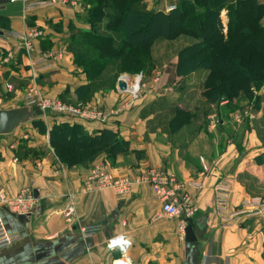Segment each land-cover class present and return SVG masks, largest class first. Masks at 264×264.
Here are the masks:
<instances>
[{
	"label": "crops",
	"instance_id": "0c3cea01",
	"mask_svg": "<svg viewBox=\"0 0 264 264\" xmlns=\"http://www.w3.org/2000/svg\"><path fill=\"white\" fill-rule=\"evenodd\" d=\"M75 1L34 9L21 1L0 4L1 108L26 105L23 92L33 85L47 98L104 110L120 108L128 99L118 88L122 74L116 81L112 73L90 80L76 65L71 36L74 30H89L91 25L89 0ZM147 3L149 9L168 12L179 0ZM222 19L226 25V12ZM32 28L40 29L42 35L29 52L14 34ZM98 29L106 32L105 22ZM160 43L163 49L158 52L165 55L160 57L165 61L160 64L159 85L154 90L153 77L147 78L151 89L107 123L67 118L52 121L44 116L41 121L46 123V133L29 123L10 138L0 139V194L14 198L24 188H32L42 200L30 214L14 213L0 200L6 229L17 236L0 248V264H114L121 254L106 242L118 234L128 236L131 246L127 257L132 264H264L262 220L252 217L226 223L216 212L214 191L222 181L229 183L228 215L247 197H264V90L259 93V111L249 124H235L223 116L225 122L216 130H201L198 119L174 130V107L191 112L205 101L201 88L206 71L177 75L178 53L193 43L192 39L159 41L153 51ZM49 52L57 57L43 61ZM7 84L13 85V91L7 90ZM168 85H175L174 96L162 93L161 87ZM229 104L223 100L212 107L224 115ZM64 122L81 125L88 135L111 131L128 144V151L114 157L102 153L87 164L66 165L50 139L54 124ZM98 163L108 164L116 175L133 179L154 168L180 181L202 183V190L189 187L198 210L192 219L195 240L181 239L178 220L161 216L162 206L154 200L149 184H136L126 196L112 190L86 192L84 181ZM97 224L101 228L94 236L82 237L81 227Z\"/></svg>",
	"mask_w": 264,
	"mask_h": 264
},
{
	"label": "trees",
	"instance_id": "16d2710c",
	"mask_svg": "<svg viewBox=\"0 0 264 264\" xmlns=\"http://www.w3.org/2000/svg\"><path fill=\"white\" fill-rule=\"evenodd\" d=\"M88 3L91 28L73 31L70 50L90 80L106 73L115 81L120 74H148L156 66L152 56L156 42L186 37L193 43L180 49L176 72L187 77L206 71L201 88L205 101L197 108L202 115L175 107L174 130L183 125L184 114L200 119L223 100L233 108L246 100L259 105L260 96L254 92L264 84V0H179L168 12L149 9L147 0ZM102 22L106 32L98 29ZM31 124L46 133L41 118ZM50 139L59 159L69 166L87 164L102 153L114 157L128 151V144L115 133L88 135L78 124L55 123Z\"/></svg>",
	"mask_w": 264,
	"mask_h": 264
},
{
	"label": "built area",
	"instance_id": "2783aa9c",
	"mask_svg": "<svg viewBox=\"0 0 264 264\" xmlns=\"http://www.w3.org/2000/svg\"><path fill=\"white\" fill-rule=\"evenodd\" d=\"M9 2L21 1L28 9L37 7L59 6L63 4H76L75 0H8ZM22 44L26 51L34 49V42L42 35L40 29L32 28L22 33L14 34ZM54 52H49L44 55L43 61L56 58ZM123 77V76H122ZM120 77V78H122ZM127 84L130 79L126 77ZM139 83V82H137ZM134 88L128 87V99L124 104L115 111H106L98 107H86L81 104H63L54 99L47 98L37 85L27 87L23 92L24 103L28 106H39L42 109L55 111L57 116H62L68 119L82 122H100L107 123L112 117L118 115L130 108L133 102L138 98V84ZM6 88L9 92L13 91V85L7 84ZM136 98V99H135ZM4 103V97L0 94V106ZM54 113V112H52ZM237 117V122H241V117ZM216 115L209 116V121L212 125L217 124ZM136 184H149L152 188L153 198L162 206L161 216L178 220V233L181 239L185 237V230L189 225V219H193L197 214V208L194 204L195 197L189 192V187L195 186L199 190L203 189L202 183L184 182L178 180L174 175L159 171L154 168H148L142 172L137 179H133L127 175L114 174L108 164L98 163L90 169V174L84 181V190L103 191L112 190L118 195H130ZM215 191V207L216 212L222 219L229 223L230 221H238L241 218L258 217L262 220L264 226V197H247L242 201L237 211L227 214V202L230 193L229 183L222 181L214 188ZM1 202L5 203L12 212L19 214H30L36 206L38 200L35 197L32 188H24L16 197L6 198L0 194ZM101 228L100 224L83 226L80 229L83 238L94 236ZM123 237L129 242L126 234H118L107 240L106 244L109 247L111 241ZM17 239L16 235L10 234L5 226L2 214L0 213V248L9 245ZM130 242L125 244L123 249L120 245H116L111 250H118L121 257L114 261V264H132L127 257L130 250Z\"/></svg>",
	"mask_w": 264,
	"mask_h": 264
},
{
	"label": "rangeland",
	"instance_id": "374dc122",
	"mask_svg": "<svg viewBox=\"0 0 264 264\" xmlns=\"http://www.w3.org/2000/svg\"><path fill=\"white\" fill-rule=\"evenodd\" d=\"M151 7H153V6H151ZM153 9V8H152ZM224 13V12H223ZM223 13H222V15H223ZM262 24L264 25V19H263V21H262ZM159 42V41H158ZM190 42V41H189ZM157 43V42H156ZM162 49H163V44L162 43H160L159 45H158V47H157V49L155 50V51H153L152 52V56H153V60L155 61L154 63V66H155V68L150 72V73H145V74H143V72H140V73H138V72H136V73H134V74H122L121 75V77L122 76H125V77H127V78H129L130 79V82L128 83V87H129V89H131V88H134V86L136 85V83L137 82H139L138 83V87H139V91H138V93H137V99L133 102V104H132V106L136 103V101L141 97V96H143L144 94H145V92H147L149 89H151V87L150 86H148V84H149V82H147V78H152V80H153V86H152V88H154V90H155V88L157 87V85H159V83H160V79H161V71H159L161 68H160V64L161 63H164V61L165 60H163L162 58H160V57H163V56H165V55H163V53H161L162 52ZM158 51H161V52H158ZM159 57V58H158ZM80 69H83L82 67H80ZM146 78V79H145ZM162 88V93L163 94H167V95H171V96H174L175 95V85H168V86H165V87H161ZM262 90H264V84H263V86L259 89V90H256L254 93H255V95H259V93L262 91ZM124 94H127V95H129L128 94V88H127V91L126 92H124ZM262 100L264 99V97L263 98H261ZM261 99H260V101H261ZM54 100H56V101H58V102H61V103H63V104H67V105H71V104H81V105H83V106H88V107H97V106H94V105H91V104H87V103H71V102H67V101H65V100H62V99H59V100H57V99H54ZM264 101V100H263ZM235 103H238V102H235ZM260 104H261V102L259 103V105L257 104V103H255L254 102V100H252V101H249V100H246V101H243V102H239V106L238 107H236L235 106V108H233V106L232 105H230L226 110H224V115H221V113L218 111H215L214 109H213V107L211 106V109H209L206 113H205V115L202 117V118H200V119H198L199 121H198V123H197V119L196 118H192V117H190V118H187V116H186V114H184L185 116H184V119H183V121H182V123L181 124H183V125H187V124H189V123H193V124H195V123H197V125H199V127L201 128V130H204L205 131V128L207 129V128H209V130H211V128L212 129H214V130H216V129H219V127L220 126H222L223 124H224V122H225V120L223 119V116L226 118V116L228 117V119L230 118V119H232L233 120V122L235 123V124H239V125H243L244 124V122L245 123H250V122H252L254 119H255V117H256V115L254 116V113L256 112L257 113V110L259 109V107H260ZM3 106V105H2ZM2 106H0V108L2 107ZM131 106V107H132ZM200 106H201V104H200ZM130 107V108H131ZM176 107H178V106H176ZM182 107V106H181ZM175 108V107H174ZM178 108H180V106L178 107ZM117 109V108H116ZM116 109H112V111H115ZM129 109V108H128ZM181 109V108H180ZM184 109V108H183ZM204 109V108H203ZM104 110V109H103ZM106 111H111V110H106ZM172 111V117L171 118H174V115H175V113H174V111H175V109H172L171 110ZM195 111H198L200 114L202 113V111H200V110H198V109H195L194 108V110H192L191 109V114H193V112H195ZM204 111H206V110H204ZM259 111V110H258ZM52 112H54V113H52ZM190 112V111H189ZM55 113H58V112H55V111H51L50 112V114L49 115H47V116H49L48 118H50L52 121H55L56 119H61V118H65V117H62V116H57V115H59V114H57V115H55ZM174 113V114H173ZM255 113V114H256ZM120 114V113H119ZM177 114V113H176ZM212 114H214V115H216V122H217V124H215V125H212L211 123H210V121H209V116L210 115H212ZM183 115V114H182ZM202 115V114H201ZM116 116V115H115ZM236 116H239V117H241V122H237V117ZM205 117V118H204ZM68 119V118H67ZM205 122H206V124H205ZM179 122H176L175 124L177 125ZM46 124V123H45ZM21 128V127H20ZM26 128V127H25ZM199 129V128H198ZM11 137V135H8V136H1L0 137V139H8V138H10ZM110 167V166H109ZM110 169H111V171H112V168L110 167ZM113 172V171H112ZM114 173V172H113ZM115 174V173H114ZM119 176V175H118Z\"/></svg>",
	"mask_w": 264,
	"mask_h": 264
},
{
	"label": "water",
	"instance_id": "95a60500",
	"mask_svg": "<svg viewBox=\"0 0 264 264\" xmlns=\"http://www.w3.org/2000/svg\"><path fill=\"white\" fill-rule=\"evenodd\" d=\"M6 2H8V0H0V4ZM2 34L3 33L0 31V35ZM127 85L128 84L125 76L119 79L118 88L122 93L127 91ZM48 114H50L49 109H42L38 106L25 105L10 109L0 108V136L12 135L23 125L33 123L34 121L47 116ZM35 197L39 201V206H41L42 200L40 199V196L37 194V192H35ZM37 210L38 208H36L34 212H37ZM188 223L189 225L185 230V236L188 241H193L195 240V236L192 227V219H189Z\"/></svg>",
	"mask_w": 264,
	"mask_h": 264
},
{
	"label": "clouds",
	"instance_id": "9594fccd",
	"mask_svg": "<svg viewBox=\"0 0 264 264\" xmlns=\"http://www.w3.org/2000/svg\"><path fill=\"white\" fill-rule=\"evenodd\" d=\"M127 243H129V242L126 241L123 237H121L119 239L111 241L110 244H109V248H113L116 245H120L121 248L123 249L124 245L127 244Z\"/></svg>",
	"mask_w": 264,
	"mask_h": 264
},
{
	"label": "bare ground",
	"instance_id": "6f19581e",
	"mask_svg": "<svg viewBox=\"0 0 264 264\" xmlns=\"http://www.w3.org/2000/svg\"><path fill=\"white\" fill-rule=\"evenodd\" d=\"M138 84V83H137ZM25 106V105H24ZM34 106H36V105H34ZM39 107V106H38ZM49 115V114H48ZM24 126V125H23Z\"/></svg>",
	"mask_w": 264,
	"mask_h": 264
}]
</instances>
